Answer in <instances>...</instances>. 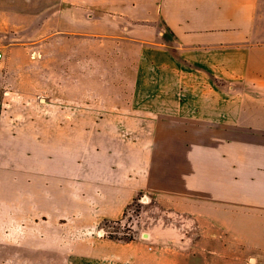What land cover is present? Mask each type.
Returning a JSON list of instances; mask_svg holds the SVG:
<instances>
[{"label": "crops", "instance_id": "1", "mask_svg": "<svg viewBox=\"0 0 264 264\" xmlns=\"http://www.w3.org/2000/svg\"><path fill=\"white\" fill-rule=\"evenodd\" d=\"M0 50V264H264V0H0Z\"/></svg>", "mask_w": 264, "mask_h": 264}, {"label": "rangeland", "instance_id": "2", "mask_svg": "<svg viewBox=\"0 0 264 264\" xmlns=\"http://www.w3.org/2000/svg\"><path fill=\"white\" fill-rule=\"evenodd\" d=\"M58 37L54 39V41L50 44L48 43L43 50V57L47 59V61L43 62V67L42 70L49 71V65H50V54L56 55L57 56V61L54 60V64L58 65V68L56 67L57 70V75L59 78L63 76V71L62 69L64 68L66 62H65V56L67 52L73 53V51L76 52V49L78 52H92L95 50V47L90 44H68L66 40V34L65 33H58ZM2 67H0L1 69ZM26 71H31L32 68L25 67ZM54 68V67H53ZM31 69V70H30ZM39 69V68H38ZM25 88L28 89V92H24L26 97L25 98H30V99H35L39 94H34V85L32 84V80L27 78L24 82ZM44 85H47L48 82ZM42 96H46L49 99V93H41ZM143 194L137 195V197L134 199L131 205L128 206V208L125 210L124 216L121 220L117 221H105L100 224V230L99 232L105 236L106 238L109 239V236L112 238L111 240H125L126 238L135 237L137 236V232H135V229L133 228V225L135 223V220H137V217L139 215V212L141 211V207L143 202L145 201V198H143Z\"/></svg>", "mask_w": 264, "mask_h": 264}, {"label": "trees", "instance_id": "3", "mask_svg": "<svg viewBox=\"0 0 264 264\" xmlns=\"http://www.w3.org/2000/svg\"><path fill=\"white\" fill-rule=\"evenodd\" d=\"M109 239H112V238L109 236ZM118 240H121V239H118ZM132 240H134V238L133 237H129V238H126L124 241L125 242H130ZM121 241H123V240H121Z\"/></svg>", "mask_w": 264, "mask_h": 264}, {"label": "built area", "instance_id": "4", "mask_svg": "<svg viewBox=\"0 0 264 264\" xmlns=\"http://www.w3.org/2000/svg\"><path fill=\"white\" fill-rule=\"evenodd\" d=\"M3 58V52L0 50V60Z\"/></svg>", "mask_w": 264, "mask_h": 264}]
</instances>
